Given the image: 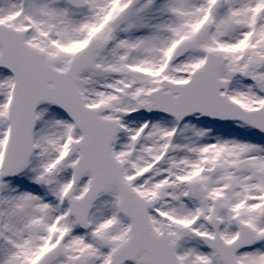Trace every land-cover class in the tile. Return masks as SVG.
<instances>
[{
    "label": "snow or ice",
    "instance_id": "1",
    "mask_svg": "<svg viewBox=\"0 0 264 264\" xmlns=\"http://www.w3.org/2000/svg\"><path fill=\"white\" fill-rule=\"evenodd\" d=\"M0 264H264V0H0Z\"/></svg>",
    "mask_w": 264,
    "mask_h": 264
}]
</instances>
